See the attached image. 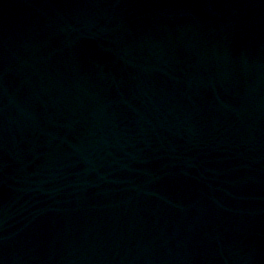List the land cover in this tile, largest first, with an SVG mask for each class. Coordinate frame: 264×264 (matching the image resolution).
<instances>
[{
  "label": "water",
  "instance_id": "obj_1",
  "mask_svg": "<svg viewBox=\"0 0 264 264\" xmlns=\"http://www.w3.org/2000/svg\"><path fill=\"white\" fill-rule=\"evenodd\" d=\"M98 264H264V0H129Z\"/></svg>",
  "mask_w": 264,
  "mask_h": 264
}]
</instances>
